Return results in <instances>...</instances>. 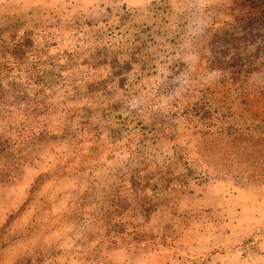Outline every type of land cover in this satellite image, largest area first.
Listing matches in <instances>:
<instances>
[{
  "label": "rangeland",
  "instance_id": "obj_1",
  "mask_svg": "<svg viewBox=\"0 0 264 264\" xmlns=\"http://www.w3.org/2000/svg\"><path fill=\"white\" fill-rule=\"evenodd\" d=\"M234 1L0 0V134H33L0 264H264V145L180 112L211 89L264 124V36L214 35Z\"/></svg>",
  "mask_w": 264,
  "mask_h": 264
},
{
  "label": "trees",
  "instance_id": "obj_2",
  "mask_svg": "<svg viewBox=\"0 0 264 264\" xmlns=\"http://www.w3.org/2000/svg\"><path fill=\"white\" fill-rule=\"evenodd\" d=\"M234 3L232 12L228 14L231 19L224 21L229 28L224 30L222 36L214 32L216 42H219L220 38L225 43L241 39L255 41L256 38L264 36V0H235ZM187 94L193 96L187 97V104L180 112L188 124L201 130H208L211 134H220L243 142L245 148L264 145V124H254L247 116L243 117L242 114L238 116L233 112L232 106L221 105L211 89L201 90L196 96L187 88ZM26 126L6 138L0 134V178L14 176L10 167L11 159L21 151L17 147L33 135L25 129ZM50 126L51 123H46L45 130L50 131ZM141 129L151 131L143 125Z\"/></svg>",
  "mask_w": 264,
  "mask_h": 264
}]
</instances>
